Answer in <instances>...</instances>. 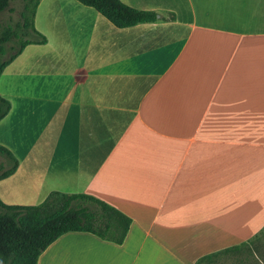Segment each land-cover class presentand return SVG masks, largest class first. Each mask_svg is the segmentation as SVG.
I'll return each instance as SVG.
<instances>
[{"label":"crops","instance_id":"1","mask_svg":"<svg viewBox=\"0 0 264 264\" xmlns=\"http://www.w3.org/2000/svg\"><path fill=\"white\" fill-rule=\"evenodd\" d=\"M120 1L174 19L118 29L76 0L38 3L53 44L0 75L17 64L0 92V146L17 161L0 201L87 194L131 220L121 245L69 232L37 264L237 253L222 251L264 229V0Z\"/></svg>","mask_w":264,"mask_h":264},{"label":"trees","instance_id":"2","mask_svg":"<svg viewBox=\"0 0 264 264\" xmlns=\"http://www.w3.org/2000/svg\"><path fill=\"white\" fill-rule=\"evenodd\" d=\"M20 17L13 23L0 24V75L28 45H44L45 38L34 28L37 5L41 0H22ZM94 9L118 29L139 24L172 21L153 11L137 10L120 0H76ZM10 0H0V13ZM7 56V58H5ZM9 103L0 97V120L9 111ZM0 180L17 168L15 157L0 146ZM6 166L7 168H4ZM131 220L105 202L87 194L50 193L37 206H7L0 201V264H37L39 256L60 236L69 232H84L102 240L121 245ZM236 248L222 251V254ZM218 253L203 257L211 260Z\"/></svg>","mask_w":264,"mask_h":264},{"label":"rangeland","instance_id":"3","mask_svg":"<svg viewBox=\"0 0 264 264\" xmlns=\"http://www.w3.org/2000/svg\"><path fill=\"white\" fill-rule=\"evenodd\" d=\"M23 4L24 2L22 0H10L8 8L4 12L0 13V24L6 25L8 22L13 23L17 21L20 17ZM41 20L43 22L38 24L40 33L44 38L46 36L50 40V44H53V38L51 34L47 32L50 30L45 23V19L42 18ZM5 58H7V56ZM16 66L17 64L11 66L6 74H4L0 85L1 93L6 94V89H9V85H7V78L11 73L14 72ZM0 140L4 141V137ZM4 163V159L0 156V165H3ZM4 168L7 167L4 166ZM232 248H238L239 252L221 255L219 257H215L211 261H204L201 264H264V229L261 232L254 234L250 239L242 243L240 246Z\"/></svg>","mask_w":264,"mask_h":264},{"label":"flooded vegetation","instance_id":"4","mask_svg":"<svg viewBox=\"0 0 264 264\" xmlns=\"http://www.w3.org/2000/svg\"><path fill=\"white\" fill-rule=\"evenodd\" d=\"M8 23H10V22H8Z\"/></svg>","mask_w":264,"mask_h":264}]
</instances>
